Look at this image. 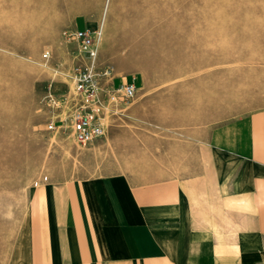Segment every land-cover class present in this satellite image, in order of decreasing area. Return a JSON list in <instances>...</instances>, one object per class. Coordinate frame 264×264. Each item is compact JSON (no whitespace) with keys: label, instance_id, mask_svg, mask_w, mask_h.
Returning a JSON list of instances; mask_svg holds the SVG:
<instances>
[{"label":"rangeland","instance_id":"rangeland-1","mask_svg":"<svg viewBox=\"0 0 264 264\" xmlns=\"http://www.w3.org/2000/svg\"><path fill=\"white\" fill-rule=\"evenodd\" d=\"M85 27L101 34L115 85L140 86L83 147L68 120V35ZM261 109L264 0H0V264L16 255L37 184L161 179L203 153L192 138Z\"/></svg>","mask_w":264,"mask_h":264},{"label":"crops","instance_id":"crops-1","mask_svg":"<svg viewBox=\"0 0 264 264\" xmlns=\"http://www.w3.org/2000/svg\"><path fill=\"white\" fill-rule=\"evenodd\" d=\"M192 140L182 173L36 185L11 264H264V109Z\"/></svg>","mask_w":264,"mask_h":264},{"label":"built area","instance_id":"built-area-1","mask_svg":"<svg viewBox=\"0 0 264 264\" xmlns=\"http://www.w3.org/2000/svg\"><path fill=\"white\" fill-rule=\"evenodd\" d=\"M68 38H72L76 43V64L72 71L75 93L68 119L69 127L75 141L86 147L98 139L105 138L106 112L112 110L111 106L114 108L119 104L131 102L136 96L137 88L133 83L127 82L116 86L113 68L99 62L100 33L85 27L83 30L76 29L71 32ZM49 55L47 52L44 57L48 58ZM56 128L60 127L55 123L48 126L51 131Z\"/></svg>","mask_w":264,"mask_h":264},{"label":"bare ground","instance_id":"bare-ground-1","mask_svg":"<svg viewBox=\"0 0 264 264\" xmlns=\"http://www.w3.org/2000/svg\"><path fill=\"white\" fill-rule=\"evenodd\" d=\"M111 115V114H110ZM106 123L108 122V123H111L110 122V120H109V117L108 116H106V118H105V120H104Z\"/></svg>","mask_w":264,"mask_h":264}]
</instances>
